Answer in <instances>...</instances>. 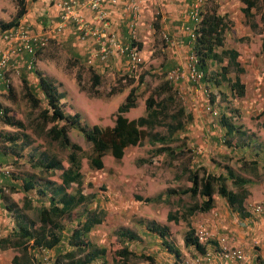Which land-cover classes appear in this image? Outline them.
I'll return each instance as SVG.
<instances>
[{
  "label": "rangeland",
  "instance_id": "1",
  "mask_svg": "<svg viewBox=\"0 0 264 264\" xmlns=\"http://www.w3.org/2000/svg\"><path fill=\"white\" fill-rule=\"evenodd\" d=\"M216 1H220V3L225 1L226 4L228 2V0H210L204 8ZM231 3L237 9L238 0H233ZM103 6L107 11L104 4ZM15 11L14 0H0V19L2 16L5 20L9 19L15 14ZM238 13L240 16L234 19L238 25L236 32L230 29L233 22L225 17L227 23H230L226 30L228 37L224 40L223 46L215 50L219 52L222 48H231L233 42L236 41V34H243L247 30L252 36L248 50L255 57L254 59L247 57V60L240 62L236 60V57L235 60L238 67L246 68L249 72L264 66V52L260 50L261 42L257 36L264 31V0H255L251 17L246 18L241 12ZM106 18L108 19L107 15ZM154 32L156 35L159 33L158 27L154 28ZM248 37L243 34L241 39H245L247 43ZM161 38L159 33L158 37L155 36L147 45L142 43L141 49H153L151 54L146 56L141 53L143 61L134 78H123L120 82H116L120 70L114 68L115 70L112 71L107 67L102 70L99 81L92 84L91 74L96 66L86 63L85 57H78L80 48L75 45H71L68 50L65 45L59 46L49 40L40 51L54 60L55 70L60 74V76L56 74L58 80L55 82L56 89L62 93L60 100L64 102L65 106H70V111L78 112V122L68 127L67 135L71 141L80 146V150H76L80 163V180L78 184L75 183L76 181L71 182L66 190L76 192V189H79L82 193V202L75 206L69 215H63L60 218L62 238L57 243L58 251L44 248L35 249L36 264H53L57 252L70 248L68 237L71 228L74 227L73 224L76 219L90 216L91 212H94L100 221L94 223L86 233L87 239L92 244L104 247L109 251L120 246L128 247L135 254L129 257L128 264H145L148 259L141 258L140 254L151 258L153 264L164 262L165 259L156 260L155 258L158 257L157 255L168 253V251L160 244L159 237L148 232L145 227L152 223L165 226L169 242L177 249H185L187 252L185 257L193 258L195 255L190 253V249L183 246V236L189 228H193L195 231L200 224L206 227L207 233H209V227L200 218V213L187 215L185 211L186 206L192 205L195 199L198 200L197 198L191 199L188 194H169L168 189L171 188L177 192L184 189L188 180L186 179L187 172L182 168L191 169L201 161L207 166L211 165V162L215 163L213 168H220V166L229 168L233 174L245 179L243 180L244 188H248L247 195L242 199V207L245 212L248 211L247 204L251 205L264 200V135L258 133L264 109L250 102L253 94L252 88L244 89V94L241 96L230 90L229 83L238 71L235 69L234 60L228 54L220 63L214 61L208 65L200 83L201 89L194 92L191 84L185 80L174 83V96H172L171 102H167L168 106L160 116V123L154 125L153 128H143V138L139 144L126 147L122 157L118 160H115L109 153L104 154L102 156L103 166L99 169L89 165L91 143L85 138L80 127L89 129L93 123L102 126L111 125V116L117 105L123 101L128 89L136 86L138 74L148 70L152 73L147 77L145 83L136 86L135 105L125 113V116L132 119L144 114V98L166 76L158 72L159 64L161 61H165L164 43ZM128 39H130V35ZM241 39L237 42H242ZM73 50L76 54L73 53ZM39 64L45 68L36 67L38 70L42 73L52 74L53 64L48 62ZM221 66H226L225 73L230 82L228 79L217 81L215 73L221 72ZM29 75L31 79L34 78L32 72H29ZM45 76L47 75L45 74ZM47 77L49 78V76ZM8 86L9 88L5 87L3 91H0V105L8 108V114L19 124L9 125L0 120V153L3 155V159L0 160L3 169L0 171L6 174L3 175L0 172V182H21V177L32 173L38 182L47 179L58 183L51 176L49 178V174L42 171L43 163L46 161L45 156L54 155L62 165H66L68 164L66 154L69 149L50 139L46 131L50 122L44 125L41 123L37 115L39 107H31L24 95L21 78L17 77L11 84L9 80ZM117 88L118 90H116ZM212 94L214 98L211 100ZM206 103L216 109V116H211L204 110ZM178 106L189 111L192 114V120H185L181 116L176 117L182 122V127L171 132L165 125L175 122L171 118V114L175 113ZM221 114H224L225 121L234 127L235 130H232L234 133L225 134V124H223ZM246 122H252L254 129L249 132L242 129V126L247 127L245 126ZM252 128V126L249 127V129ZM151 133L163 136L162 143L173 149L174 152L170 156L152 153L153 149L162 143L153 142L154 138L150 136ZM210 135L215 137V143L212 146L209 143ZM6 136H14L15 140H10ZM249 137L252 138L251 141L248 140ZM199 150L201 151L199 152ZM42 153L45 156L42 157ZM255 153H257L256 156ZM196 155L199 156V160L196 159ZM14 156L18 157L16 161H13ZM149 156L153 158V163L139 162L140 158L144 159ZM5 168L8 172L4 171ZM226 186L228 189L235 190L229 180L226 181ZM3 192L21 206L20 190L4 188ZM27 194L32 196L33 200H42L46 204L49 191L45 190L44 194H39L34 189H30ZM146 197L151 200L144 202L143 199ZM32 204L37 206L38 202L33 201ZM23 211H26L29 217H34L35 212L32 208H23ZM167 213L174 214L175 219L167 218ZM252 215L251 219L254 223H251V230L254 231V236L258 235V237L255 241L252 240L249 249L257 250L256 254L260 253V258L257 260L260 263L262 260L264 261V211L252 213ZM205 216L203 215V217ZM125 229L136 233L138 239L129 241L119 236L118 233ZM242 249L248 255L245 247ZM9 252L12 253L11 250ZM6 258L7 256L3 259ZM105 258L108 264H121L120 262H110L109 252ZM2 264H9L8 259Z\"/></svg>",
  "mask_w": 264,
  "mask_h": 264
},
{
  "label": "trees",
  "instance_id": "2",
  "mask_svg": "<svg viewBox=\"0 0 264 264\" xmlns=\"http://www.w3.org/2000/svg\"><path fill=\"white\" fill-rule=\"evenodd\" d=\"M190 1L192 2L193 0ZM191 2L188 3L186 10V15L189 20L188 7ZM238 2L240 4L239 10L242 15L246 18L251 17V10L255 5V0H238ZM15 5V14L10 19H0L1 30L15 24L19 17L25 12L23 0H15ZM219 5L220 3L216 1L205 8L203 6L199 21L196 23L193 30V37L189 34H185V39L183 40L187 44L188 39L190 43L189 50L197 57L196 66L197 69L202 71L203 75L205 74L206 69H208L209 64H212L214 61L220 63L227 54L234 60L236 71H243L241 67H238V63L235 60L238 55L236 50L231 48H222L219 52L215 50L216 48L223 46L224 31L227 28V21L224 17L225 15L219 13ZM152 26L153 28L157 27L155 21L152 22ZM191 26L192 21L190 20V27ZM161 34L164 35V38H161L164 43L163 47L168 46L171 43L169 34L165 32ZM127 42L130 46L135 45L137 50L141 53V42L137 38H130L124 43ZM39 49L41 48H37L36 51ZM260 50L261 52H264V37L261 39ZM126 57V55L120 57L121 66L125 69H123L124 71L120 70L116 82H120L123 78H134L135 74L128 70ZM108 59L100 63L108 64ZM174 66H176V64L167 67L163 60L159 64L158 72L162 73L161 75H166V72ZM105 68L106 67H103V69ZM225 68L226 66H221V74H225ZM102 70L99 71V73L97 71L91 74L92 84H96L99 81ZM31 72L34 74L33 79L28 80L24 76L20 77L24 87V95L28 99L32 108L39 107L37 115L40 118L41 123L44 125L50 122L46 129L50 139L57 141L60 146L69 149L66 154L68 164L62 165L54 155L45 156V154L42 153V157L45 156L46 158L45 163H43L42 171L49 174L48 177L50 178L51 176V178L54 181H58V183L51 182V180L47 179L38 182L32 173V175L27 174L26 176L21 177V182H8L10 188L13 190L19 189L21 191V198L23 200L21 206L24 208H32L35 212L34 217L32 218H26L23 216L20 212L21 207L12 209L11 207L14 204L13 201H11L12 203L10 204L6 202V196H3L2 188H0V196L3 200V206L11 212V215L15 214L16 216L10 233L0 237V248H3L4 246H14L18 251V253L11 257L12 264H36V257L34 255L35 249H49L56 245L62 236V223L60 222L61 216L69 215L72 209L82 202V193L79 189H76V192L66 190L71 182L76 181L75 183L78 184L80 180V163L76 153V150H80V146L76 142L71 141L67 135L68 127L73 126L78 122V112L70 111V106L67 107L64 105V102L60 100L62 93L56 89V85L50 78L45 76V74L35 67L31 69ZM150 73L152 72L147 70L138 74L136 86L145 83ZM215 74H217V72ZM164 77L165 78H162L152 92L144 98L143 115L132 119H128L125 116V113L135 105L137 95V87L135 86L128 89L123 101L117 105L111 116V125L102 126L93 123L89 129L80 127L85 138L91 143V153L88 157L89 165H91V167L95 169L101 168L103 166L102 156L106 153H109L115 160L120 159L126 147L134 146L141 142L143 138V128H153L154 125L160 123V116L162 112L167 109V102L172 101V96H174L175 90L174 83L169 81L166 76ZM32 80L34 82H31ZM4 86L6 89L9 88L8 84H4ZM229 87L230 90L238 96H241L244 93L243 84L240 82L237 75H235L234 80L229 83ZM116 90H118V88ZM212 98H214L213 94L210 96L211 100ZM0 108L2 110L0 113L1 121H4L9 125L19 124L17 120H13L8 114V108L2 105H0ZM178 116L184 117L185 120H192V114L189 111L184 110L182 106H178L175 113L171 114V118L174 119L175 122L170 125H165L169 131L173 132L176 128L182 127V122L176 118ZM221 119L226 123V116L224 114H221ZM227 126L228 132L225 131V134L228 135L229 131H232L234 127L229 124H227ZM150 136L154 138L153 142L158 141L162 143L164 141V137L157 133H151ZM6 137L10 140H15L14 136ZM173 152V149L167 147L164 143L160 144L152 151L155 155L166 154L167 156H170ZM16 158L18 157L14 156L13 161H16ZM139 162L151 164L154 160L149 156L144 159L140 158ZM182 169L187 172V186L178 192L169 188L168 192L169 194H188L191 199H198H195L192 205H189L188 207L186 206L185 211L187 215L204 213L211 209L213 206L214 193L223 197L227 204L231 208H234V210H236L242 217H245L248 214L242 207V199L247 195V190L245 189L246 187L244 188L243 181L245 179L233 174L232 170L224 167V172L220 171L219 173H216L214 171H208L205 169V166L200 163L196 164L191 169L188 167ZM0 172L3 175H6L2 171ZM228 180L231 185L235 187V190L227 188L226 181ZM17 184H20V187L16 188L15 186H18ZM30 189H34L35 192L39 194H44V191L48 190L49 195L47 203L44 204L42 200H33L32 196L27 194ZM150 200L151 199L147 197L143 199L144 202H149ZM33 201L38 202V205L33 206ZM167 218L175 219V215L167 213ZM99 221L100 218H98L94 212H91L90 216L76 219L75 224H73L74 227L71 228L68 237V243L71 247L57 252L53 264H88L94 261H98L96 264H108L105 258L107 252L110 254V262L128 264L129 257L135 255L128 247L120 246L113 251L111 250V252L104 247L92 244L87 239L86 233L94 223H98ZM145 227L148 232L154 233L159 237L160 244L164 246L168 252L174 254L176 257L179 256L178 249L168 240V232L165 226H159L152 223ZM118 234L129 241L138 239L136 233L127 229L120 231ZM182 243L184 247H194L198 254H203L205 252V244H200L196 241L193 228H189L185 233L182 238ZM139 256L148 259L147 264L152 263L151 258L142 254Z\"/></svg>",
  "mask_w": 264,
  "mask_h": 264
},
{
  "label": "crops",
  "instance_id": "3",
  "mask_svg": "<svg viewBox=\"0 0 264 264\" xmlns=\"http://www.w3.org/2000/svg\"><path fill=\"white\" fill-rule=\"evenodd\" d=\"M55 1L56 0H23V7H25V12L19 17V21L24 22L27 24L29 29L31 30H41L51 24H54L58 21V9L55 7ZM81 1V0H80ZM233 0H228L227 4L220 3L219 5V13L224 14L226 18L231 20L233 24L230 26V29L236 32L235 30L238 28V25L236 21H234L235 17L240 16V4L238 3L237 9L235 5H233L231 2ZM191 2L190 0H119L118 5H109L108 3H104L105 8L107 9L106 15L108 17L107 24L103 25L102 21L97 17V15L94 12H91L89 9L85 8L84 6H80L78 9V14L80 15L83 22L86 24V27L88 28H95L99 30H107L111 31L112 34L115 36V38L120 42H125L128 40V27L130 23H133L135 32H136V38L143 44H146L153 40L155 36L158 37L159 33H168L169 38L171 39V43L168 46H165L163 48V52L165 55V64L167 67L171 65H175L176 63H182L183 60L186 58V54L188 50L190 49V43L187 39V44L183 41L185 39V34L188 32V27H190V20L188 19L186 15L187 5ZM134 3L138 10V17H133V14L130 13V10L126 8V6H129V4ZM231 3V4H230ZM14 7H15V0H14ZM238 11V12H237ZM157 14V15H156ZM158 16V17H157ZM11 18V17H10ZM9 18V19H10ZM3 20L5 18L2 16ZM8 20V19H7ZM155 21V24L158 27L159 33L157 35L154 32V28L152 26V22ZM238 21V20H237ZM239 22V21H238ZM230 24V23H229ZM229 24L227 23V28L229 27ZM249 27V26H248ZM224 31V40L227 39L228 33L226 35V30ZM3 30V29H2ZM0 29V49L4 46L5 42L1 37V31ZM78 29L76 28L75 24L73 22H69L63 30H61L58 34L51 37L49 40L53 44H58L59 46L65 45L66 49L70 50L71 45H75L78 48H80V53L77 54V56L80 58L85 57L86 62V56L90 54V52H93L96 48V39L88 35L84 39H78ZM246 35L249 40L246 43L245 39H241L242 36ZM243 34H236V41L233 42V45L231 49H234L237 51V61H244L248 59H254V55L249 53L248 46L251 45L250 39L252 36L250 33L245 30ZM163 34H161L162 37ZM258 39L261 42V39L264 37V31L259 33ZM244 38V37H243ZM239 39L242 40V42H237ZM226 42V41H225ZM42 50L39 49L36 51V59L33 60L31 67H26V62L30 58L31 55H29L27 52L22 51L17 56L13 57L11 59V66L8 68L7 74H9L10 78V84L13 83L17 77L24 76L28 80H30L29 72L31 73V69L33 67L38 68H45V66H41L39 63L41 62H48L53 64L54 67V60L50 57H48L46 54H43L40 52ZM153 49L145 50L141 49V53L145 54H151ZM82 52V53H81ZM73 53L76 54V52L73 50ZM144 55V57H145ZM96 59V58H95ZM120 56L118 55H112L108 59V64L103 63L101 64L97 59L93 60L91 64H95L96 68L94 69V72L99 73L103 69V67H109L112 71L121 70L124 71L123 66H121ZM96 61V63H94ZM105 65V66H104ZM115 68V69H114ZM49 78L52 80V82L55 84L57 77L56 74L60 76V74L55 70V67L52 69V74L49 72H43ZM235 73V72H234ZM52 75V77H51ZM235 75L238 76L240 82L243 84V92L244 89L247 90V88H252V98L250 99V102L257 107H260L261 109H264V66L258 67L256 69H253L251 71H247L246 68H243L242 72H238ZM234 75V76H235ZM233 76V80H234ZM229 77L227 74H221L217 73V81L221 79L223 81L224 79H228ZM232 80V81H233ZM228 82L229 79H228ZM180 83V81H179ZM180 86V84H179ZM188 85H186L187 87ZM5 88L4 82L0 80V91H3ZM188 88V87H187ZM244 94V93H243ZM258 99V100H255ZM132 109V108H131ZM128 112V111H127ZM225 131L228 132V122L223 123ZM230 125V124H229ZM232 126V125H231ZM244 128L246 132H249L254 129V124L252 122H246ZM253 127L252 129H249V127ZM233 127V126H232ZM204 130V128H203ZM210 130V129H209ZM235 130V129H234ZM258 132L259 134L264 135V116L262 118V121L260 122V128ZM262 131V133H261ZM232 131H229L231 133ZM245 133L244 131H242ZM234 133V132H232ZM254 134V133H251ZM264 139V138H263ZM249 141L252 140V138H248ZM210 146H212L215 143V137L213 135H210L209 138ZM262 148V147H261ZM201 150H199L200 152ZM227 152V151H226ZM257 153H255V156ZM199 156L196 155V159L199 160ZM202 158V157H201ZM3 159V155L0 154V160ZM202 165L206 166L205 169L208 171H214L216 173H219L220 171H224V166L214 167L215 163L211 162V165L207 166L203 161H201ZM1 167V166H0ZM214 169V170H213ZM2 170V168H0ZM1 180V179H0ZM18 183V182H17ZM263 184V183H259ZM8 182H0V188H2L3 196H6V202L9 204L12 203L10 197L6 195L3 190L4 188L11 189L9 187ZM17 187H20V184H17ZM253 185V184H252ZM248 188H246L247 190ZM19 190V189H18ZM250 196V195H249ZM23 200H21L22 205ZM13 206L11 207H21L20 212L23 216L26 218H30L26 211H23L22 206L17 205L13 201ZM243 204V203H242ZM214 214V215H213ZM217 214V215H216ZM200 218L206 223V225L209 227V239L206 241L204 245V251H214V249H217L220 245H228V246H240L245 247V250L248 253V256L250 258V264H264V261L262 260L260 263L257 262V260L260 258V253H257V250H250L249 244L256 240V237L258 235L254 236V231L251 229V223H254L253 219H251L253 216L249 215L242 217L239 215V213L234 210V208H231L226 200L223 197H220L217 193H214L213 195V206L211 209H209L207 212L200 213ZM203 215H206L203 217ZM213 216V217H212ZM199 218V217H198ZM16 219L15 214L11 215V212L6 209L3 206V200L0 196V237L4 235H8L10 231L12 230V227L14 225V222ZM13 221V223H12ZM9 224V225H8ZM253 227V226H252ZM2 230H4L2 232ZM253 234V235H252ZM62 238V236H61ZM255 238V239H254ZM186 249H190V253L193 255H197L198 252L194 249L192 246L185 247ZM49 249H54L55 251H58L57 244ZM9 250L12 251V253L9 252ZM179 257H185L187 256V252L185 249L178 248ZM259 252V250H258ZM18 253L16 248L14 246H4L3 248H0V264L5 263L8 259L9 264L11 263V257ZM205 253V252H204ZM6 259H3L6 257ZM158 257L155 258L158 259H165L162 264L165 262L173 261V259L177 258L174 254L168 252L157 255ZM215 258V257H214ZM219 260L217 258L214 259V262H218ZM148 261L145 262L147 264ZM153 264V263H151ZM225 264H232V263H225Z\"/></svg>",
  "mask_w": 264,
  "mask_h": 264
},
{
  "label": "built area",
  "instance_id": "4",
  "mask_svg": "<svg viewBox=\"0 0 264 264\" xmlns=\"http://www.w3.org/2000/svg\"><path fill=\"white\" fill-rule=\"evenodd\" d=\"M210 0H193L188 7V16L192 21V26L188 27V32L193 37V30L196 23L199 21L200 13L204 5ZM107 2L109 4L118 5L119 0H56L55 7L58 9V21L51 24L41 30H31L22 21H17L14 25L7 27L1 31V37L5 44L0 49V80L5 85L9 84L8 68L11 66V59L22 51L27 52L30 56L26 62V67L30 68L34 59H36L35 51L37 48H43L49 41V39L58 34L69 23L73 22L78 29V39H84L88 35L93 36L97 43L93 52H90L86 56V63L91 64L93 60L99 62L106 61L112 55H118L122 57L127 56L128 70L132 73L138 71V67L143 61V57L135 45L118 41L111 31L99 30L95 28H88L78 14L80 6H84L91 12H94L97 17L102 21L103 25L107 24L106 11L103 4ZM133 14V17H138L137 7L134 3L126 6ZM157 15V14H156ZM128 33L131 39H136V32L133 23L129 24ZM164 38V35L163 37ZM96 58V59H95ZM197 57L192 51H188L186 58L182 63H178L172 69L166 72V78L173 83L180 80H185L191 84L192 90L195 92L201 89V79L203 73L197 69ZM204 110L211 116H216L217 111L209 103H206ZM2 112L0 108V113ZM1 168V167H0ZM7 171V168L4 170ZM248 211L251 213H261L264 211V200L259 203L247 204ZM206 227L202 224L195 230L194 237L200 244L207 241L209 233L206 231ZM217 258L219 261L214 262ZM250 264V258L240 246H228L220 245L214 251H205L203 254L195 255L191 257H179L173 259V261L165 262L164 264Z\"/></svg>",
  "mask_w": 264,
  "mask_h": 264
},
{
  "label": "clouds",
  "instance_id": "5",
  "mask_svg": "<svg viewBox=\"0 0 264 264\" xmlns=\"http://www.w3.org/2000/svg\"><path fill=\"white\" fill-rule=\"evenodd\" d=\"M205 6V5H204ZM18 21V20H17ZM14 25V24H13ZM248 210V209H247ZM248 212V215H249V217L252 215V213L251 212H249V211H247ZM247 216V215H246ZM253 216V215H252ZM194 233H195V231H194ZM209 239V238H208ZM207 239V240H208ZM206 243V241L204 242V243H202V244H205ZM198 255V254H197ZM178 258V257H177Z\"/></svg>",
  "mask_w": 264,
  "mask_h": 264
}]
</instances>
